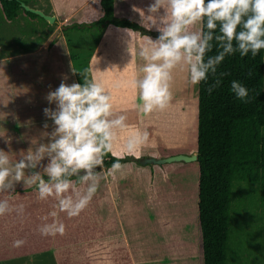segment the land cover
Segmentation results:
<instances>
[{
    "label": "rangeland",
    "instance_id": "rangeland-1",
    "mask_svg": "<svg viewBox=\"0 0 264 264\" xmlns=\"http://www.w3.org/2000/svg\"><path fill=\"white\" fill-rule=\"evenodd\" d=\"M21 1L42 8L48 13L55 10L60 13L61 9H64L68 16L60 20L49 37L36 46L34 43L37 35L45 33L41 18L33 20L23 13L13 21L3 18L0 22V149L7 151L13 160L16 157L14 153H18L23 143L29 140L26 136H19L21 131L14 118V115L18 114L16 111L22 110V102H19L22 94L15 92L17 83L14 82L18 77L21 84H18L17 90L33 89V95H36L39 85L38 83L34 85L30 79L31 66L27 59L34 56V51L29 49L37 50L44 55L54 32L58 31V35L62 37L57 40L54 49L61 50L69 71L77 73L73 68L77 71L78 63L81 70L90 73L91 78L95 77L102 81L105 89L111 94L114 112L127 117V127L117 131L113 151L116 157L122 158L120 174L138 175L139 184L142 186L138 194L127 192L124 188L121 190L122 194L117 203V219L114 225L107 229L115 235V241L109 244V237L100 238L102 245L111 254L109 260L113 258L112 264H202L198 247L202 239L198 217L199 162L182 159L163 162L147 160L151 157L165 158L176 154L195 153L193 151L197 145L199 125L195 85L188 82L186 72L179 68L174 70L171 102L163 110L156 109L145 114L140 110L138 92L132 84L144 63L137 54L136 44L141 45L146 36L155 39L159 35L154 28H149L147 19L144 21L141 16V11L147 15V8L152 0H140L141 4L138 7L131 9V5L128 8L130 12L128 16L140 21L141 29L146 30L127 28V31L119 32L120 28L113 26L110 27L107 41L103 40V36H98L101 33L100 29L85 28L83 31L66 29L77 23L89 25L96 17L95 11H101L100 6L96 9L97 2H92L85 11L80 12L86 0L81 4L78 2L80 0ZM128 1L132 2L126 0L124 3ZM118 4L122 6L121 3ZM74 53L80 54L75 57ZM47 54L52 52L49 51ZM10 56L13 59H9ZM5 57L8 58L7 62L3 61ZM37 72L35 69L33 78L39 77ZM25 99L30 101L28 98ZM47 123H51V120ZM21 127H25L22 130L31 129L34 132V129L38 128L31 120ZM52 129L51 124L47 134ZM137 132H146L147 140L135 151L129 152L125 147L126 141ZM17 161L14 160L13 163ZM101 168H104V165ZM28 174L26 171V175ZM18 186L23 187L22 184ZM235 191L239 193L238 198L233 199V204H240L241 225L246 227L248 232L244 230L239 234L235 232L232 253L237 258V249L241 246L243 249L241 257L248 258L251 263L255 257L263 261L264 256L260 248L264 249V236L260 231L264 226V208L257 203L251 204L248 198L249 190L244 185H241V188L236 187ZM163 211H167L168 216H163ZM21 221L23 218L19 215L17 231L8 226L4 229L6 232L0 230V264H59L57 257L48 249L35 251L33 246L28 247L31 250L26 251L22 244L16 246L17 241L31 237L29 230L20 225ZM95 235L97 232L94 238ZM230 260L235 258L231 256Z\"/></svg>",
    "mask_w": 264,
    "mask_h": 264
},
{
    "label": "trees",
    "instance_id": "trees-1",
    "mask_svg": "<svg viewBox=\"0 0 264 264\" xmlns=\"http://www.w3.org/2000/svg\"><path fill=\"white\" fill-rule=\"evenodd\" d=\"M125 1L99 0L97 2V0H89L83 8H80V12L85 11L92 2H97L96 9L100 6L101 11H95L96 17L89 25L77 23L66 27V29H80L81 31L85 28L100 29L101 33L98 36H103L105 41L109 38L110 27L117 26L120 28L119 32L128 29H141V22L128 16L130 14L129 6L132 5L131 9H135L141 4L140 0L124 3ZM21 2V0H0V22L3 18L13 21L21 17L23 13L33 20L41 18L44 22L42 28L45 33L37 35L35 46L46 40L54 31L57 23L68 16L67 11L61 9L59 16L51 23L42 15L27 9ZM78 2L81 4L83 0ZM118 2L121 3V7ZM201 26L199 25V27ZM61 37L58 35V31L53 34L44 55L37 50L29 49L34 51V56L27 58L31 66L30 79L34 85L37 83L39 85L35 96L33 89L17 90L18 84H21L18 77L14 82L17 83L15 92L22 94V98L19 99V102H22V110H17L18 114L14 115L21 131L20 133L17 131V133L19 136H26L29 140L23 143L18 153H14L16 157L12 161L19 160L30 147L35 150L39 144L47 143V131L51 124L53 126V122L47 123L50 119L44 115L43 109L46 107L55 109L56 107L55 104H49L46 100L47 93L55 90L62 80L68 84L83 83L80 72L84 70H81L76 63L77 73L70 72L69 67L64 63L61 50L55 51L54 49L57 40ZM78 40L81 39L78 38ZM213 44V50L207 53L205 59L216 54L215 42ZM136 45V51L139 54L141 45L138 43ZM46 51H50L52 54H47ZM78 54L80 53H74V56L77 57ZM6 59L8 60L7 57L3 58V61L7 62ZM140 59L142 60V58ZM35 69L38 71V78H33ZM220 73H227V75L221 78L220 86L215 88L212 94H209L207 91L209 85L219 77ZM88 76L91 78L90 73ZM232 80L241 81L249 89V102L245 103L236 99L230 91ZM194 89L198 98L199 125L197 145L193 152L198 154L196 160L199 162L200 168L198 217L202 239L198 243V247L202 264H264V257L263 261L259 257H255V260L250 258L253 263L249 262L248 258L241 257L243 251L241 246L237 249V258L232 253V240L235 232L238 234L243 230L248 232L247 228L241 225L240 204H233V199L238 198L237 193H239L235 191L236 187L241 188V185H244L249 190L248 198L251 200V204L257 203L264 208V50H261L255 57L251 53L241 57L238 52L227 56L218 66L216 76L209 73L208 80L195 85ZM30 120L34 126H38L37 129H34L35 132L31 129L22 130L25 127H21V125L28 124ZM45 123L48 124V128L44 127ZM31 131L33 133H30ZM120 161L122 162V158ZM113 162L112 155L105 156L104 168L97 169L99 177L97 191L88 206L75 217H69L67 213L59 211L57 201L53 197L40 200L35 186L24 188L17 185L13 191L0 193V199L7 198L12 205L11 211L0 216V230L6 232L4 229L8 226L17 231V219L19 221V215H21L23 221L20 222L22 223L20 225H24L25 230H29L31 235L26 240L21 239L22 247L26 251L31 250L28 247L33 246L35 251L48 249L57 257L59 264H112L113 258L109 260L111 254L102 245L100 238L109 237L108 243H114L115 235L107 229L112 227L117 219V203L120 200V194H122L121 190L124 188L127 192L138 194L142 186L139 184L138 175L135 176L132 173L122 175L119 171L110 174L108 170ZM43 163L46 164L47 160ZM41 174L44 175L43 172ZM45 178L47 177L45 176ZM72 179L75 181L77 178L72 177ZM53 211L57 212L55 218L50 215ZM162 215L168 216L167 211H163ZM238 216L240 219L237 220ZM54 219L65 225L64 233L43 235L40 231L41 226L44 223H52ZM261 229L260 232L264 236V226ZM107 231L109 232L106 234ZM96 232L97 235L94 238ZM260 249L264 256V249ZM230 254L235 260H230Z\"/></svg>",
    "mask_w": 264,
    "mask_h": 264
},
{
    "label": "clouds",
    "instance_id": "clouds-1",
    "mask_svg": "<svg viewBox=\"0 0 264 264\" xmlns=\"http://www.w3.org/2000/svg\"><path fill=\"white\" fill-rule=\"evenodd\" d=\"M141 16L159 33L155 39L146 36L141 44L139 56L144 63L132 81L145 114L163 110L171 102L174 70L186 72L194 86L207 81L209 73L215 77L227 56L238 52L241 57L249 53L255 57L264 50V0H152L147 15L141 11ZM213 42L217 52L205 59ZM80 73L83 83L62 80L46 95L49 104L56 105L55 109H43L53 122L47 143L35 150L30 147L15 163L0 149V193L13 191L18 184L35 186L40 200L55 198L59 211L69 217L78 216L96 193L97 169L103 166L105 156L111 153L114 157L110 174L122 169L113 148L117 131L127 127L126 115L114 112L111 94L102 81L89 78L87 70ZM225 75L220 73L209 85V94ZM230 91L239 101L249 102V89L241 81L232 80ZM146 140V132H137L127 139L125 147L133 152ZM11 210L9 200L0 199V216ZM50 215L55 218L57 212ZM64 230L65 225L55 219L40 228L43 235L63 234ZM22 243L17 241L16 246Z\"/></svg>",
    "mask_w": 264,
    "mask_h": 264
},
{
    "label": "water",
    "instance_id": "water-1",
    "mask_svg": "<svg viewBox=\"0 0 264 264\" xmlns=\"http://www.w3.org/2000/svg\"><path fill=\"white\" fill-rule=\"evenodd\" d=\"M21 4L23 6H25L27 9L42 15L43 17H45L51 23H53L55 21V19H56V15L55 14L48 13V12L44 11L42 8L31 6V5H27L25 2H21ZM197 158H198V154H197V152H195L194 154H191V155L176 154V155L167 156L165 158H154V157H151V158H147V160H150L151 162H154V161L163 162V161H171V160H178V159H182V160H196Z\"/></svg>",
    "mask_w": 264,
    "mask_h": 264
},
{
    "label": "crops",
    "instance_id": "crops-1",
    "mask_svg": "<svg viewBox=\"0 0 264 264\" xmlns=\"http://www.w3.org/2000/svg\"><path fill=\"white\" fill-rule=\"evenodd\" d=\"M85 2L87 3V2H89V0H86ZM85 2H84V3H85ZM86 3H85V4H86ZM85 4H84V5H85ZM84 5H83V6H84ZM51 13H52V14H55V15H56V18H57V17L59 16V14H60L57 10H55L54 12H51ZM55 20H56V19H55ZM55 32H56V31H55ZM55 32H54V33H55ZM9 59H13V58L10 56Z\"/></svg>",
    "mask_w": 264,
    "mask_h": 264
}]
</instances>
